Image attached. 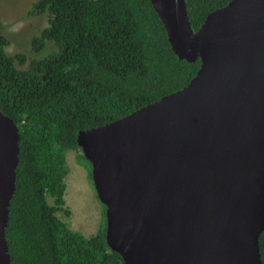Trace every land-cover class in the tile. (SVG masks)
I'll use <instances>...</instances> for the list:
<instances>
[{
  "label": "water",
  "instance_id": "1",
  "mask_svg": "<svg viewBox=\"0 0 264 264\" xmlns=\"http://www.w3.org/2000/svg\"><path fill=\"white\" fill-rule=\"evenodd\" d=\"M183 88L79 131L105 206V239L124 264H262L264 0H229L191 27L185 0H150ZM19 129L0 110V264L16 186Z\"/></svg>",
  "mask_w": 264,
  "mask_h": 264
},
{
  "label": "trees",
  "instance_id": "2",
  "mask_svg": "<svg viewBox=\"0 0 264 264\" xmlns=\"http://www.w3.org/2000/svg\"><path fill=\"white\" fill-rule=\"evenodd\" d=\"M228 1L185 0L193 30ZM29 13L47 17L31 40L30 52L39 56L8 54L0 32V110L19 129L16 186L5 228L11 262L124 264L106 243V219L84 235L57 216H70L64 200L68 151L81 164L86 161L91 180L78 132L183 88L200 60L173 53L150 0H34ZM258 248L264 264V229Z\"/></svg>",
  "mask_w": 264,
  "mask_h": 264
},
{
  "label": "rangeland",
  "instance_id": "3",
  "mask_svg": "<svg viewBox=\"0 0 264 264\" xmlns=\"http://www.w3.org/2000/svg\"><path fill=\"white\" fill-rule=\"evenodd\" d=\"M33 2L34 0H0V32L8 40L5 46L8 54L24 51L28 56H39L30 52L31 40L47 25V17L45 14L29 13ZM74 152L69 151L67 156L69 173L65 178L64 200L65 207L70 209V216L65 217L62 212L60 215L58 212L57 216L72 229L90 235L104 226L105 209L88 176V164L85 160L83 164L78 162ZM49 201L52 203L51 199Z\"/></svg>",
  "mask_w": 264,
  "mask_h": 264
},
{
  "label": "clouds",
  "instance_id": "4",
  "mask_svg": "<svg viewBox=\"0 0 264 264\" xmlns=\"http://www.w3.org/2000/svg\"><path fill=\"white\" fill-rule=\"evenodd\" d=\"M114 121V120H113ZM112 122V121H111ZM81 149V148H80ZM68 153H69V151H68ZM74 154H77L76 152H74ZM83 155V154H82ZM84 156V155H83ZM91 180H92V178H91ZM94 187V186H93ZM95 190V189H94Z\"/></svg>",
  "mask_w": 264,
  "mask_h": 264
}]
</instances>
